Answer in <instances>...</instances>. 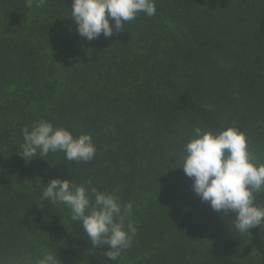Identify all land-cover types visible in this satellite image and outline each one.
Instances as JSON below:
<instances>
[{
  "label": "trees",
  "instance_id": "16d2710c",
  "mask_svg": "<svg viewBox=\"0 0 264 264\" xmlns=\"http://www.w3.org/2000/svg\"><path fill=\"white\" fill-rule=\"evenodd\" d=\"M71 5L0 0V264L43 250L61 264H264V227L238 232L179 167L194 127L237 128L264 163V0H155L154 16L92 41ZM42 119L90 134L95 157L26 162L21 129ZM54 178L131 202V246L109 260L91 245L64 205L41 199Z\"/></svg>",
  "mask_w": 264,
  "mask_h": 264
},
{
  "label": "clouds",
  "instance_id": "9594fccd",
  "mask_svg": "<svg viewBox=\"0 0 264 264\" xmlns=\"http://www.w3.org/2000/svg\"><path fill=\"white\" fill-rule=\"evenodd\" d=\"M44 0H26V6L42 5ZM70 15L76 33L92 41L103 34L111 37L124 30L125 24L138 13L151 17L156 14L155 0H72ZM111 21V24H110ZM23 143L19 155L26 162L49 153L62 152L68 161L87 163L96 155L90 134L73 136L64 127H54L39 120L21 129ZM180 168L192 179V191L214 212H233L234 228L240 233L264 227V206L256 202L264 193V163L248 149L245 134L235 127L222 131H205L194 127L191 138L183 145ZM91 180L75 185L72 180L51 179L43 189L41 199L62 204L73 222H79L94 247L107 246L105 256L115 260L132 244L136 228L125 220L132 212V203L123 206L115 192L86 187ZM19 264H61L56 253L43 250L38 258H23Z\"/></svg>",
  "mask_w": 264,
  "mask_h": 264
}]
</instances>
